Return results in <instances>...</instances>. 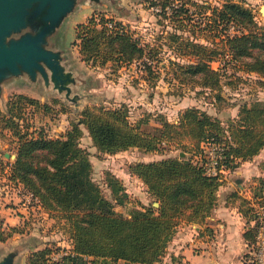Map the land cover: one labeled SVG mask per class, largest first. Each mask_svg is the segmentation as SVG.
<instances>
[{
    "label": "trees",
    "instance_id": "1",
    "mask_svg": "<svg viewBox=\"0 0 264 264\" xmlns=\"http://www.w3.org/2000/svg\"><path fill=\"white\" fill-rule=\"evenodd\" d=\"M152 6H159L160 13L170 19L192 18L190 14L180 18L189 10L184 5L176 7L172 0H154ZM212 11L213 25L209 26L234 24L244 32L224 34L220 39L221 52L187 40L186 46H191L195 54L194 61L172 64L181 81L209 90L219 101L224 74L213 69L209 61L222 55L224 63L236 62L243 71L264 78V27L256 23L250 10L235 2H225ZM75 38L85 61H98L100 65L112 61L116 67L137 62L146 74L145 80L156 74L154 47L141 44L120 21L93 16L77 25ZM227 55L229 59L224 58ZM28 107L31 111L41 109L43 114L52 110L48 102L22 93L9 97L8 115L0 113L1 130L9 132L17 144L8 172L0 161V174L6 173L5 179L13 188L22 185L27 189L44 212L60 215L68 223L71 246L62 248L64 254L54 264H156L164 256L179 224H201L205 220L215 204V192L224 181L223 172L206 173L201 144H223V168H219L223 171H232L240 161L251 159L264 148V101L241 105L236 118L228 120L225 126L220 119L195 106L180 112L176 122L160 117L159 124L155 125H148L146 120L131 123L125 105L112 109L86 107L66 134L57 138L47 136L42 129L28 130L27 124H22ZM80 126L97 150L107 154L130 148L162 152L163 145L178 150L176 156L141 161L128 167L158 206L136 208L130 217L115 211L91 177L89 153L79 143L83 132ZM180 152L184 155L180 156ZM109 185L116 202L126 201L121 180L113 178ZM248 202L242 199L245 206L242 211L251 219L252 208ZM3 224L0 218V241L11 233L5 232ZM8 229L21 231L15 226ZM244 237L252 245L254 230L245 232ZM58 249L45 246L33 250L25 263L50 264L51 253ZM248 259L247 252L242 264H250Z\"/></svg>",
    "mask_w": 264,
    "mask_h": 264
},
{
    "label": "rangeland",
    "instance_id": "2",
    "mask_svg": "<svg viewBox=\"0 0 264 264\" xmlns=\"http://www.w3.org/2000/svg\"><path fill=\"white\" fill-rule=\"evenodd\" d=\"M152 1L154 0H76L74 10L64 18L58 28L51 31L46 41L53 50L61 54L62 74L68 80L64 88L59 91L51 86L44 87L40 80L32 83L25 77L11 78L4 83L3 95H0V113L8 115L7 102L13 94L22 93L34 98L43 96L41 102H48L52 110L43 114L41 109L31 111L28 107L24 111L22 124L25 122L28 130L42 129L47 136L57 138L66 134L71 123L78 121L86 107L112 109L125 105L131 123L146 120L148 125H155L159 124L160 117L176 122L180 112L195 106L212 114H220V121L225 126L230 120V110L264 101V78L243 71L236 62L224 63L222 55H216L209 61L213 69L224 74L219 91L222 100L219 101L214 99L209 90L181 81L172 64L194 61L195 54L191 46H186L187 40L204 44L208 48H217L221 52L223 47L220 46V39L224 34H240V29L234 24L224 26V23H217L216 28L209 26L213 25V8L218 9L225 2H235L250 10L256 23L264 27V14L260 12L264 0H172L176 7L184 5L188 8L189 12L180 16L183 18L190 14L192 18L186 20L166 17L160 13L159 6H152ZM166 11L170 13L171 10L167 8ZM100 15L114 22H122L141 44L154 47V77L145 80L146 74L137 62L116 67L112 61L100 65L98 61L83 60L79 52V41L75 38L76 27L79 23H85L89 18ZM227 57L230 58L228 55L224 58ZM80 127L83 132L79 143L89 153L91 177L99 186L102 196L112 202L115 211L130 217L134 209L153 205L154 199L147 193L146 186L130 174L128 167L141 161L176 156L178 150L173 146L169 148L163 145L162 152L130 148L107 154L98 151L87 131L83 126ZM1 128L2 121L0 161L8 172L15 159L17 141ZM4 152L8 155H4ZM5 174L3 173L4 176ZM226 174L228 171L223 172L222 177ZM116 177L121 180L127 193L126 201L122 203L116 202L112 186L109 185ZM255 183V190L252 192H256L255 198H260V181L255 180ZM0 218H4L5 232H11L5 240L0 241V259L10 251H20L13 264H25L29 252L49 246L52 250L59 248L50 255L49 263L54 264L64 254L62 248L71 246L66 220L54 213H44L42 209L28 203L22 206L13 186L1 174ZM11 226L21 231L12 232L8 229ZM194 251L198 252L200 249L197 247ZM171 260L173 264H184L178 262L177 257L171 258L168 249L156 264H170Z\"/></svg>",
    "mask_w": 264,
    "mask_h": 264
},
{
    "label": "crops",
    "instance_id": "3",
    "mask_svg": "<svg viewBox=\"0 0 264 264\" xmlns=\"http://www.w3.org/2000/svg\"><path fill=\"white\" fill-rule=\"evenodd\" d=\"M37 99L42 101L44 98L42 96ZM229 112V119H234L238 109ZM207 113L221 119L220 114ZM3 178L5 179L4 175ZM222 178L224 181L215 192V204L205 220L201 224L182 222L177 227L167 248L171 258L177 257L178 262L184 264L243 263L245 254L251 247V242L244 237V233L253 228L251 219L242 211L245 207L242 199L250 202V197H256V192H252L255 190V180L260 181V193L264 188V148L251 159L240 161L236 168L228 171ZM36 207L41 209L39 205ZM3 222L5 223L4 220ZM197 247L200 249L198 252L194 251Z\"/></svg>",
    "mask_w": 264,
    "mask_h": 264
},
{
    "label": "water",
    "instance_id": "4",
    "mask_svg": "<svg viewBox=\"0 0 264 264\" xmlns=\"http://www.w3.org/2000/svg\"><path fill=\"white\" fill-rule=\"evenodd\" d=\"M76 4V0H0L1 96L4 83L11 78L40 80L44 87L59 91L64 88L68 80L62 74L61 54L46 41ZM260 12L264 14V5ZM18 253L8 252L0 264H13Z\"/></svg>",
    "mask_w": 264,
    "mask_h": 264
},
{
    "label": "built area",
    "instance_id": "5",
    "mask_svg": "<svg viewBox=\"0 0 264 264\" xmlns=\"http://www.w3.org/2000/svg\"><path fill=\"white\" fill-rule=\"evenodd\" d=\"M205 158V171L208 175H217L218 172H224L221 162L223 160V144L214 142H204L201 144ZM16 188V189H15ZM16 196L20 199L23 206L26 203L38 205V201L22 185L14 187ZM252 208L251 225L254 229V240L248 251L250 264H264V188L261 191L260 198L250 197Z\"/></svg>",
    "mask_w": 264,
    "mask_h": 264
}]
</instances>
